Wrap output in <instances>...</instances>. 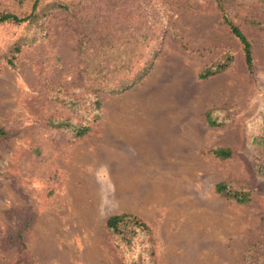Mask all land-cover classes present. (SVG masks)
Instances as JSON below:
<instances>
[{"label": "rangeland", "instance_id": "1", "mask_svg": "<svg viewBox=\"0 0 264 264\" xmlns=\"http://www.w3.org/2000/svg\"><path fill=\"white\" fill-rule=\"evenodd\" d=\"M225 1L251 43L252 73L215 0H165L171 25L147 77L98 95L100 116L142 127L104 147L100 116L92 124L78 89L81 27L72 17L51 16L47 37L23 49L15 69L0 64V127L11 132L0 142V264H143L148 239L127 249L105 228L120 214L150 228L153 264H264V26L252 23L264 21V5ZM17 33L1 26L0 46ZM227 56L226 71L198 77ZM65 93L80 98L77 113L58 100ZM49 118L91 130L74 140ZM220 182L250 201L218 195Z\"/></svg>", "mask_w": 264, "mask_h": 264}, {"label": "trees", "instance_id": "2", "mask_svg": "<svg viewBox=\"0 0 264 264\" xmlns=\"http://www.w3.org/2000/svg\"><path fill=\"white\" fill-rule=\"evenodd\" d=\"M264 5V0H257ZM221 14V22L239 42L246 67L253 70L251 43L243 31L233 23L225 0H215ZM54 14H67L80 24L79 62L82 77L79 88L88 93L85 110L95 113L91 122L100 116L98 95H120L144 80L162 51L164 38L171 25V13L165 0H0V27L17 30L10 40L0 46V64L10 69L17 67L20 53L47 37L48 19ZM256 27L264 21L252 20ZM227 56L199 74L207 79L226 71L231 64ZM1 68V67H0ZM74 98L68 102L67 99ZM62 105L77 113L80 98L75 94H64L58 99ZM46 124L51 128L67 130L74 140L87 135L91 125L71 124L68 120L49 118ZM11 132L0 127V142L8 139ZM210 153L220 159L231 157L229 149H212ZM215 192L234 199L238 204L250 201V193H231L225 182L215 185ZM105 228L112 240L131 249L137 237L142 236L151 243L143 250L145 262L153 264V241L147 224L135 216L120 214L109 216ZM146 259L149 261L146 262ZM135 262H133L134 264Z\"/></svg>", "mask_w": 264, "mask_h": 264}, {"label": "crops", "instance_id": "3", "mask_svg": "<svg viewBox=\"0 0 264 264\" xmlns=\"http://www.w3.org/2000/svg\"><path fill=\"white\" fill-rule=\"evenodd\" d=\"M138 122V123H136ZM100 126L99 128L102 131L101 138L104 140L101 147L106 145V140H115L119 139L121 136L119 133L131 132L134 133L138 128H141L140 121H134L129 119L125 115H119L116 113H103L100 116Z\"/></svg>", "mask_w": 264, "mask_h": 264}, {"label": "bare ground", "instance_id": "4", "mask_svg": "<svg viewBox=\"0 0 264 264\" xmlns=\"http://www.w3.org/2000/svg\"><path fill=\"white\" fill-rule=\"evenodd\" d=\"M134 140V139H133ZM171 144V143H170Z\"/></svg>", "mask_w": 264, "mask_h": 264}]
</instances>
